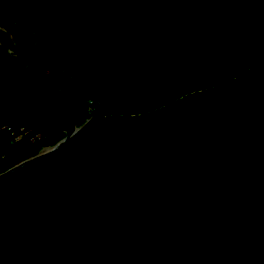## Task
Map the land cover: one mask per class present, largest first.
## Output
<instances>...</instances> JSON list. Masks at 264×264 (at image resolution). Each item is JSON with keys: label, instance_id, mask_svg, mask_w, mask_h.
I'll use <instances>...</instances> for the list:
<instances>
[{"label": "water", "instance_id": "water-1", "mask_svg": "<svg viewBox=\"0 0 264 264\" xmlns=\"http://www.w3.org/2000/svg\"><path fill=\"white\" fill-rule=\"evenodd\" d=\"M4 29L53 123L50 151L0 173V264H264V61L157 110L86 116Z\"/></svg>", "mask_w": 264, "mask_h": 264}, {"label": "trees", "instance_id": "trees-1", "mask_svg": "<svg viewBox=\"0 0 264 264\" xmlns=\"http://www.w3.org/2000/svg\"><path fill=\"white\" fill-rule=\"evenodd\" d=\"M20 31L72 109L140 115L232 80L264 61V0H0V29ZM0 38L22 51L20 37ZM53 123L31 68L0 54V173L38 154Z\"/></svg>", "mask_w": 264, "mask_h": 264}, {"label": "built area", "instance_id": "built-area-1", "mask_svg": "<svg viewBox=\"0 0 264 264\" xmlns=\"http://www.w3.org/2000/svg\"><path fill=\"white\" fill-rule=\"evenodd\" d=\"M96 110L94 104L89 101L87 103V113L92 115L93 112ZM1 130H6L10 133V135L12 136L13 142H19L21 141L24 137L28 138L29 143L31 144H35L37 142H41L44 140V136L42 135L41 132L38 131H32L30 129H27L25 127H21L18 130H14L9 126H3L0 128Z\"/></svg>", "mask_w": 264, "mask_h": 264}, {"label": "rangeland", "instance_id": "rangeland-1", "mask_svg": "<svg viewBox=\"0 0 264 264\" xmlns=\"http://www.w3.org/2000/svg\"><path fill=\"white\" fill-rule=\"evenodd\" d=\"M0 31H2V32L4 31L5 33H7L4 29H2V30L0 29ZM9 52H10V54H11L12 56H17V55H18V53L15 52V51L10 50ZM88 115H90V114H88ZM88 115H87V116H88ZM48 148H49V147H47V149H48ZM45 149H46V147H43V148H42V150H45Z\"/></svg>", "mask_w": 264, "mask_h": 264}, {"label": "bare ground", "instance_id": "bare-ground-1", "mask_svg": "<svg viewBox=\"0 0 264 264\" xmlns=\"http://www.w3.org/2000/svg\"><path fill=\"white\" fill-rule=\"evenodd\" d=\"M50 150H51L50 148H48V149L46 148L44 151L46 152V151H50Z\"/></svg>", "mask_w": 264, "mask_h": 264}]
</instances>
